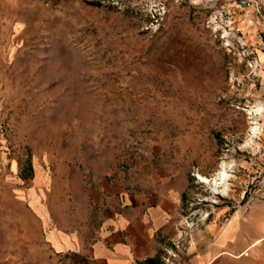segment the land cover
<instances>
[{
  "label": "rangeland",
  "instance_id": "1",
  "mask_svg": "<svg viewBox=\"0 0 264 264\" xmlns=\"http://www.w3.org/2000/svg\"><path fill=\"white\" fill-rule=\"evenodd\" d=\"M238 1L30 0L26 19L27 0H0V59L14 51L20 77L28 48L32 60L29 78L14 83L15 97L12 83L0 82V264L63 261L45 240L75 218L60 169L71 175L72 147L44 95L54 92L64 47L76 67H94L96 88L118 92L136 115L138 126L124 133L127 153L190 156L186 200L207 210L202 218L264 202V20ZM221 170L225 192L213 190Z\"/></svg>",
  "mask_w": 264,
  "mask_h": 264
},
{
  "label": "crops",
  "instance_id": "2",
  "mask_svg": "<svg viewBox=\"0 0 264 264\" xmlns=\"http://www.w3.org/2000/svg\"><path fill=\"white\" fill-rule=\"evenodd\" d=\"M257 1L264 10V0ZM27 2L23 14L29 19ZM6 40L9 51L14 41ZM29 50L21 77L15 74L14 51L0 59V82L12 83L14 97L16 80L25 82L31 74ZM62 56L54 92L46 91L44 97L51 99L46 110L61 115L62 130L70 131L63 144L72 147V173L60 167L65 173L61 191L71 194L76 212L68 231L54 226L45 240L55 259L61 255V264H164L167 248L171 264H264V202L232 206L229 214V207L214 209L202 218L207 210L191 208L186 200L190 156L184 161L179 155L127 153L124 133L128 126H138L136 115L127 114L118 92L96 88L93 66L76 67L66 47ZM84 175L91 179L87 184ZM61 208L69 207L63 202Z\"/></svg>",
  "mask_w": 264,
  "mask_h": 264
},
{
  "label": "built area",
  "instance_id": "3",
  "mask_svg": "<svg viewBox=\"0 0 264 264\" xmlns=\"http://www.w3.org/2000/svg\"><path fill=\"white\" fill-rule=\"evenodd\" d=\"M238 5H240V6H246V7H249V8L254 9L255 14L258 15L262 20H264V10H263V7H262L261 3H259L257 0H239L238 1ZM236 39H238V42H239V44L241 46L244 45V43L240 40L241 38L238 37ZM252 65H254V67H251ZM248 66L252 68V71H254L255 68H257L258 63L255 60L253 62V64L252 63H249ZM239 86H240V83L239 82H235L234 87L238 88ZM163 251L166 254V257L163 258L164 264H171V262L169 261V257L168 256L173 257V255H171L169 253V251H168L167 248H164ZM207 264H212V262H209Z\"/></svg>",
  "mask_w": 264,
  "mask_h": 264
},
{
  "label": "bare ground",
  "instance_id": "4",
  "mask_svg": "<svg viewBox=\"0 0 264 264\" xmlns=\"http://www.w3.org/2000/svg\"><path fill=\"white\" fill-rule=\"evenodd\" d=\"M259 111H262V108H259L258 109ZM228 178V175L227 173L224 171V170H221L218 172L216 178H214L212 180L213 182V190L214 191H217L218 190V185L222 186L223 187V190L222 191H227L228 188H227V185H226V180ZM198 179L202 182V183H208V179L205 178V177H202V176H198Z\"/></svg>",
  "mask_w": 264,
  "mask_h": 264
}]
</instances>
